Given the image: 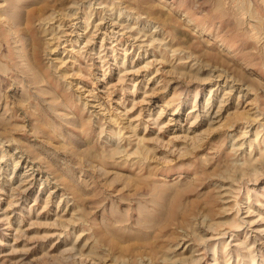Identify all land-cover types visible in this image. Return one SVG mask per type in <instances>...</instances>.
<instances>
[{
  "label": "rangeland",
  "instance_id": "1",
  "mask_svg": "<svg viewBox=\"0 0 264 264\" xmlns=\"http://www.w3.org/2000/svg\"><path fill=\"white\" fill-rule=\"evenodd\" d=\"M0 264H264V0H0Z\"/></svg>",
  "mask_w": 264,
  "mask_h": 264
},
{
  "label": "bare ground",
  "instance_id": "2",
  "mask_svg": "<svg viewBox=\"0 0 264 264\" xmlns=\"http://www.w3.org/2000/svg\"><path fill=\"white\" fill-rule=\"evenodd\" d=\"M143 188V187H142Z\"/></svg>",
  "mask_w": 264,
  "mask_h": 264
}]
</instances>
